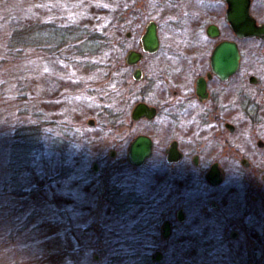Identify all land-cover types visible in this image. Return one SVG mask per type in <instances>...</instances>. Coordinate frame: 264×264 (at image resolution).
I'll use <instances>...</instances> for the list:
<instances>
[{"label": "rangeland", "instance_id": "1", "mask_svg": "<svg viewBox=\"0 0 264 264\" xmlns=\"http://www.w3.org/2000/svg\"><path fill=\"white\" fill-rule=\"evenodd\" d=\"M199 18L178 20L164 0H0V35L30 28L43 39L38 46L50 49L22 48L15 65H0V264H102L108 257L112 264H264V182L252 179L255 168L264 170L263 157L256 139L239 141L260 125L264 142L262 98L259 116L249 113L259 124L239 119L232 135L250 166L225 163L213 189L203 188L189 162L166 165L161 114L129 125L136 97L126 53L148 21L157 24L160 51L142 66L164 59L168 47L211 45L204 34L211 18ZM248 41L241 73L264 86L263 47ZM114 122L127 127L115 134ZM139 134L153 139L154 154L134 169L125 154ZM164 220L172 224L166 240ZM155 252L158 263L150 260Z\"/></svg>", "mask_w": 264, "mask_h": 264}, {"label": "flooded vegetation", "instance_id": "2", "mask_svg": "<svg viewBox=\"0 0 264 264\" xmlns=\"http://www.w3.org/2000/svg\"><path fill=\"white\" fill-rule=\"evenodd\" d=\"M247 1V15L257 27L264 26V0ZM164 3L165 7L179 18L178 20L186 17L188 24L195 23L198 21L197 19H200L199 17L211 18L210 23L205 27L204 34L214 43L210 45L207 42L194 41L180 45L177 48L168 47L166 52H164V59L159 60L157 63L148 59L150 63L142 66L141 63L145 56H153L160 51L158 38L159 44L155 53L142 52L141 37L149 22H154L148 21L138 39L137 48L128 51L141 54L138 62L131 66L127 65L125 62L127 52L124 57V63L127 67L132 68L131 92L136 97L129 118L138 104H145L150 108H154L155 115L152 119L140 118L137 121H133L130 118L129 125L138 123L142 125L150 124L161 114L164 119V147L161 149V154L166 165L173 167L183 161L189 162L194 169V173L203 180V188L213 189L223 181L225 163L236 160L244 169H248L250 166V163L242 156V152L232 147V135L240 131L241 126L237 124L239 119L259 124V120L249 117V113L254 111L259 116L261 108L257 100L261 97L264 103V86L262 81L255 76L241 73L244 69L241 45L249 42L248 40H252L250 41L251 43L261 44L263 47L261 55L264 59V39L236 37L226 20V14L229 10L226 0H164ZM193 17L195 19L192 22L191 18ZM155 25L157 31V24L155 23ZM210 28H212V35L216 33L215 36L208 34ZM126 37L128 38L129 35H126ZM222 42L234 43L239 54L237 70L227 79L219 78L211 69L212 53ZM172 49L177 51H171ZM135 71L139 72L138 76H136ZM248 90L252 94L251 99L246 95ZM152 93H155L157 97L155 102L149 98ZM232 115L234 116L233 118ZM90 121H92V125L94 124L93 120L89 119L86 121L89 126ZM121 124L124 125V123H119V125ZM109 125L118 124L114 122ZM250 126L252 130L240 134L239 141L244 143L256 139L255 146L261 151L264 162V148L258 146L259 142L264 144L259 139L260 134L258 135L257 132L260 125ZM139 135L150 138L152 150L150 157L146 159L142 166L133 167L127 162V150L131 141ZM139 135L129 141L125 154L126 163L134 169H140L145 166L154 154L153 139L144 134ZM171 143L176 144V150L180 155L176 163L167 162V151ZM114 154L115 152L112 150L109 152L110 157H113ZM246 156L250 157L248 153H246ZM242 160L246 161V166H243ZM214 165H216V170L221 178V183L217 186L210 185L206 180ZM96 166L95 163L92 164V171L95 173L97 172ZM252 173L255 175L252 177L253 180L255 179V183L258 175H261V180L263 181V169L255 168ZM255 187L259 188L260 186L258 184ZM203 193L207 194L205 191ZM210 207L215 210L218 208L215 202H211ZM178 211H181L184 220V210L177 209L175 214L176 221ZM166 221L170 224L171 231V221L164 220L163 223ZM235 235V233H231L230 237L234 238Z\"/></svg>", "mask_w": 264, "mask_h": 264}, {"label": "water", "instance_id": "3", "mask_svg": "<svg viewBox=\"0 0 264 264\" xmlns=\"http://www.w3.org/2000/svg\"><path fill=\"white\" fill-rule=\"evenodd\" d=\"M229 5V10L226 14V20L230 25L237 38H258L264 39V26L257 27L254 21L247 15V0H226ZM242 5V6H241ZM243 8V9H241ZM212 28L208 30L210 36ZM158 37L156 31V25L154 22H149L146 26L143 36L141 37L142 52L155 53L158 49ZM140 53L128 52L125 58L127 65L136 64L140 58ZM239 54L237 47L231 42L220 43L212 53L211 56V69L212 72L221 79H227L234 74L238 67ZM136 76L139 75L138 71H135ZM155 115V109L146 106L145 104H138L134 108L131 114V120L137 121L140 118L152 119ZM92 121H90V126ZM260 148H264V144L258 143ZM152 142L150 138L139 135L135 137L129 144L127 150V162L133 167H140L151 155ZM180 155L176 150V144L171 143L167 151V162H178ZM243 166H246V161L242 160ZM207 182L212 186H217L221 183V178L216 170V165L212 166L210 172L206 177ZM264 182V178H263ZM183 220L181 211L177 212V221ZM170 224L166 221L161 227V238L166 240L170 236ZM161 253L156 252L150 260L154 263L161 261Z\"/></svg>", "mask_w": 264, "mask_h": 264}, {"label": "trees", "instance_id": "4", "mask_svg": "<svg viewBox=\"0 0 264 264\" xmlns=\"http://www.w3.org/2000/svg\"><path fill=\"white\" fill-rule=\"evenodd\" d=\"M0 40H2L5 44L6 47V52L2 53L3 55H0V65L4 66V64H6V62L8 60H12L13 64L10 65H15L19 59H20V55L22 52V48L23 49H30V50H39L42 49L43 51H49L50 49L45 48V47H39L38 45L40 44V42L43 41V39L41 37H39L38 39H35L34 37V32L32 33L30 28H18L15 30H12L6 37V34H1L0 35ZM59 44H63L62 42H59ZM61 48V47H60ZM59 47H55V52H58L60 50ZM16 62V63H15ZM8 65V66H10ZM21 99V97H20ZM113 128V132L115 134H118L119 132L123 131L124 129H126L127 125H111ZM40 130L39 127L35 128L33 127V130ZM136 201V200H134ZM112 262H114V260L112 259V257H108L102 264H112Z\"/></svg>", "mask_w": 264, "mask_h": 264}]
</instances>
